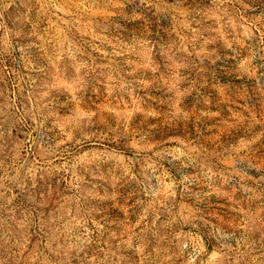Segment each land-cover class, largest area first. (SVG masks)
<instances>
[{
	"label": "rangeland",
	"instance_id": "rangeland-1",
	"mask_svg": "<svg viewBox=\"0 0 264 264\" xmlns=\"http://www.w3.org/2000/svg\"><path fill=\"white\" fill-rule=\"evenodd\" d=\"M46 2L48 0H0V264H31L29 254L33 252L38 254L37 264L43 259L48 264H86L87 255L94 252L103 255L99 248L115 253L109 258L115 261L120 257V264H139L137 253L118 242L120 233L138 220L152 199L150 193L147 196L144 193L149 185L155 190L157 181L144 179L150 173L141 167L143 157L151 153H138L132 147L133 141L137 145L154 143L157 146L170 137L178 143L191 141L214 171L223 168L217 163L219 158H231L232 169L251 178L245 183L256 187L257 191L264 189V0H225L234 18L242 15L256 22L260 30L253 29L250 37L243 38V47L235 43L231 48L226 47L219 34L211 31L216 27L215 21L205 19L221 0H114V4L121 7L112 9L113 14L107 19L100 17L102 12L85 17L83 28L88 35L81 39L74 28L68 35L86 53H91L89 63L105 64L111 59L115 69L112 75L118 72L125 86L123 90L113 89L106 101L103 84L95 82L103 79L99 73L109 69L89 72L85 78L87 86L77 95L79 107L96 115L79 120L72 119L74 103L64 86L74 78L73 61L67 55L56 61L53 44L46 42L45 30L49 36L54 32L48 28L47 21L51 11H55L41 9L40 5ZM53 2L70 4L73 0ZM85 2L97 6L105 0ZM156 4L161 10L153 6ZM172 9L186 12L185 19L198 27L201 35L214 37L206 44L199 38L186 43V52L179 55L173 68L161 55L162 47L166 49L179 40L172 31L175 25ZM50 18L55 21V16ZM94 36L119 41L122 47L131 46L132 51L119 56H102L111 53L112 45L92 41L101 47V51L96 52L82 42ZM146 41L152 44L146 45ZM146 47H153V51L147 52ZM249 52L252 59L244 63V56ZM78 59L86 60L87 55ZM126 60L146 67H136L133 71L135 65ZM162 79L168 80L169 86ZM139 81L148 82L147 86H141ZM93 86L97 87L96 92L92 91ZM173 99L185 112L195 115L188 120L161 123L136 111L125 124L123 116L97 107L110 102L109 107L119 103L121 109L152 107L163 111ZM203 111L219 115L199 116ZM66 119L64 131L70 130L72 139L57 146V141L63 139L59 126ZM238 140L250 143L246 152L237 155L233 147ZM83 152L88 154V162L76 163L68 171L60 167L65 161L73 163L72 157ZM97 153L103 155L92 159ZM117 155L125 157L124 164L131 158L135 179L124 174L121 162L115 158ZM153 159L168 172L160 178L164 188L171 183L166 179L168 175L179 180L185 175L199 176L201 172L199 163L185 167L166 153ZM73 172L79 178L73 181L79 183V189L69 184ZM113 177H118L115 183ZM238 180V176H233L224 187L225 190L231 185L237 187L234 199L241 200L249 209V216L234 211L236 206L226 196L205 195L210 191L208 185L195 181L185 182L184 191L177 188L176 197H168L162 206L149 208L146 220L136 229L145 242L149 260L159 258L153 248L165 247L166 240L161 237L171 239L177 232L199 234L209 248L220 249L224 245V250L231 249L227 264H231V257L237 251L264 253V196L247 200L248 194L239 190ZM213 183L218 185L219 179ZM91 193H98L102 198ZM75 197H79L77 213L88 220L87 227L92 229L93 244L81 252L68 250L65 255L63 247L57 249V242L66 247L63 239L53 241L50 247L44 244L54 234L55 226L50 220L56 215L59 204ZM189 210L196 218L190 217L183 223L180 216ZM216 219L225 221L220 225L222 236L216 235L215 229L205 222L216 223ZM93 220L103 228L97 230ZM169 221H172L170 225ZM245 221V226L239 227ZM9 225L12 234L7 236L6 242ZM25 237V251L17 260L13 256L17 249L11 246L12 240L22 242ZM174 245L175 241L169 246V252L176 251ZM172 262L180 264V258L174 256Z\"/></svg>",
	"mask_w": 264,
	"mask_h": 264
},
{
	"label": "clouds",
	"instance_id": "clouds-1",
	"mask_svg": "<svg viewBox=\"0 0 264 264\" xmlns=\"http://www.w3.org/2000/svg\"><path fill=\"white\" fill-rule=\"evenodd\" d=\"M153 6L156 7L158 11L161 10L159 4ZM40 7L43 10L55 9V11H51L50 13V17L55 16V21H53L50 17L47 21L48 28L53 29L54 32L49 36L46 29L45 36L47 37L46 42L53 44L55 48L56 61L62 60L65 55L73 61L74 78L64 85L69 91L71 99L74 103V115L72 119H90L92 116L96 115V113L94 111H84L80 108V98L77 95V93H81L87 86L88 82L85 78L88 76V73L94 72L97 68L109 69L106 73H99L103 79H96L95 82L96 85L103 84L106 101L108 100V97L112 95L113 89L123 90L125 83L123 80L119 79L118 72L115 76L112 75V71H115V69L112 68L111 59H109L108 63L105 64L93 65L92 63H89V61L92 60L91 53H86L80 44L68 35V31L74 28L75 33L82 39L88 35L83 28L85 17L95 16L96 14L102 12L100 17L102 19H107V17L113 14L112 9L121 6L114 4V0H105L104 3L97 6L86 3L85 0H73L70 4L56 3L53 2V0H48V2L42 3ZM164 7L167 8L168 6L165 5ZM57 12H61L63 15L58 16L56 15ZM172 13L173 20L175 21L172 31L176 33L179 40L173 41L166 49L162 47L161 55L167 58L170 62V67L173 68V66L177 63L179 55L186 52L184 47L186 43L190 44L199 38L206 44L209 43L211 39H214V37L201 35L199 28L193 27L192 22L185 19L187 15L186 12L178 9H172ZM65 17H69L70 19H66ZM205 19H212L215 21L216 27L211 29V31L219 34V38L223 39L225 46L229 48L232 47L233 43L243 47V38L250 37L253 29H256L257 32L260 31L256 28V22L248 21L242 15L239 16V19L234 18L233 14L229 12L227 6L225 5V0H221V2L217 4L215 11L206 14ZM57 21L59 23H57ZM195 23L199 24V21H195ZM61 25L63 27H61ZM185 32H189L191 35H185ZM41 39L44 38L42 37ZM97 40L101 41V45H112L111 53L107 52L102 56H119L124 55L125 51H132L131 46L122 47L119 41L109 40L107 37L94 36L92 39L82 40V42L88 44L90 49L100 52L101 47L92 42ZM147 44L152 43L150 41H146V45ZM262 45H264V41H262ZM146 51L151 53L153 51V47H146ZM85 55H87L86 60L78 59V56L84 57ZM251 59L252 56L249 52L248 55L244 56L243 62L250 63ZM125 62L135 65L133 71H135L136 67H146V65L135 64V62L131 60H126ZM156 70V67L152 68L153 72ZM162 82L168 84L169 86L168 80L162 79ZM139 83L141 86L146 87L148 82L139 81ZM172 89V87H169V90ZM97 90V87L93 86L92 91L96 92ZM109 103H103L97 105V107L105 111H111L118 116H123L125 124H127V120L136 111H141L146 117H151L154 120L159 119L161 123H169L173 120H188L190 116L195 115V113L192 112H185V110L180 107V104L176 102V99L170 100L163 111L152 107L147 109L132 108L129 110V108L125 106L121 109L119 103L112 107H109ZM210 114L211 116L219 115V113H209L203 111L199 113V116H209ZM199 116L196 118L199 119ZM67 123L68 120L66 119L64 123L59 126L61 132L63 133V139L57 141V146L72 139L71 131H64V127ZM170 138L159 146L154 143L137 145L134 141L132 142V147L136 148L138 153H151L150 156L143 157L144 162L141 167L150 173V175H145L144 179L150 180L151 178H154L157 181V187L155 190H152L151 185H149L148 190L145 191L144 194L147 196L150 193L152 199L148 201L147 206L142 210L138 220L130 227H126L124 231L120 233V240L118 243H122L126 248L133 249L139 257V264H146V262L147 264H173L172 257L174 256L180 258V264H227L231 249L224 250V245H221L220 249L209 248L205 244L204 238L201 235L192 232H177L171 237V239L161 237V239L166 240L165 247L162 249L153 248V252L157 257H159L158 259L149 260L148 254L145 253V242L136 229L139 228L141 221L146 220L149 208L162 206L164 200L168 197L175 198L177 195V188L181 191L186 190L187 184L185 182L190 184L195 181L196 183L208 185L210 191L206 192L205 195L216 194L218 196H226L232 204L236 206L233 210L240 212L244 216H249L250 212L248 208L242 205L241 200L234 199L237 187L235 185H231L228 190H225L224 187L225 185L230 184L232 177H239V180L237 181L239 184V190L248 194L247 200L260 199L261 196H264V189L257 191L256 187L245 183L247 179H251L250 177H245L243 174L232 169L231 158H219L217 163L222 164L223 168L214 171L211 166L206 164L205 158L201 155L200 149L194 143L184 140L183 143H178L174 139ZM77 143H79V141H77ZM249 143L250 142L246 143L243 140H238L237 144L233 147V152L237 155L242 152H246L249 147ZM165 153L171 156L172 159L180 161L181 165L185 167L188 165L194 166L199 163L201 168L200 175H185L179 180H176L171 175H168L166 176V179L170 180L171 183L167 185V188H164V186L160 184V178L163 174L168 172L165 171L164 168L158 164V161L153 159V157L159 158ZM100 155H103V153L94 154L92 159H99ZM87 156L88 154L86 152L75 155L72 157V160L74 161L73 163L69 164L68 161H65L60 165V167H64L65 171H68L69 168H74L76 163L88 162V159H86ZM115 158L121 162L124 174L128 175L132 179H135V174L131 171V158H128L127 164H124L125 157L123 155H117ZM185 161H187V164H185ZM48 163H51V161H48ZM137 163H139V161H137ZM72 175L73 180H70L69 184L71 187L79 189V183L73 182L78 181L79 178L75 176L74 172ZM216 178L219 179L218 185L213 183ZM117 179L118 177H113V183H115ZM91 194L100 197V194L98 193ZM161 197H163V199H161ZM78 201L79 197H75L73 199H66L59 204L56 215L51 217L50 220V223L55 226L53 229L54 234L49 240L45 241L44 247H50L53 241L63 239L66 247L65 245L57 242V249L63 247L66 255L68 250L75 249L77 252H81L86 247L93 244V240L91 239L92 229L87 227L88 220L84 219V217L79 215L76 211ZM190 217L192 219L196 218L192 210H189L186 215H181L180 219L183 223H187ZM175 219L176 218L173 217V221ZM216 221V223H213L211 220L205 222L208 223L211 228L215 229L216 235L222 236L224 233L221 231L220 225L225 223V221L221 219H216ZM91 222L95 225L97 230L103 228V225L97 224L96 221L93 220ZM171 223L172 221L168 222L169 225ZM246 223L247 221L240 224L239 227L243 228ZM192 227H195V225H192ZM142 231L143 229H140V232ZM11 234V226L9 225L6 229V242L7 236H10ZM110 235L115 236L116 234L110 233ZM134 239L136 240V243L133 242ZM173 241H175L174 246L176 251L169 252V246L173 245ZM26 244V237L23 238L22 242L17 239L12 240L11 246L17 249V251L13 253V256L16 257L17 260H19L20 256L24 253ZM98 251L103 253V255H97L95 252L92 255H87L86 264H120V257H117L115 261L109 258L111 255H115V253H111L104 248H99ZM161 251L165 253L163 256L159 255ZM29 260L31 264H37L38 254L35 252L30 253ZM39 264H48V262L46 259H43L39 260ZM231 264H264V253L251 254L248 252L237 251L236 254L231 257Z\"/></svg>",
	"mask_w": 264,
	"mask_h": 264
}]
</instances>
